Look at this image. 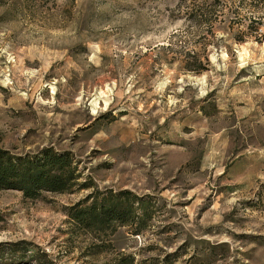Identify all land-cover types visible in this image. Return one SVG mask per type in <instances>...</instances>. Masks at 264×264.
<instances>
[{"label":"rangeland","instance_id":"obj_1","mask_svg":"<svg viewBox=\"0 0 264 264\" xmlns=\"http://www.w3.org/2000/svg\"><path fill=\"white\" fill-rule=\"evenodd\" d=\"M0 1V148L68 151L92 186L1 190L0 264H264V41L188 31L183 0ZM94 189L146 199L143 233L72 227Z\"/></svg>","mask_w":264,"mask_h":264},{"label":"trees","instance_id":"obj_2","mask_svg":"<svg viewBox=\"0 0 264 264\" xmlns=\"http://www.w3.org/2000/svg\"><path fill=\"white\" fill-rule=\"evenodd\" d=\"M183 2L187 9L186 18L191 24L190 32L202 30L203 34L214 36L216 25L221 23L228 27L237 44L249 39L258 43L264 41V0ZM175 38V46L188 42L183 35ZM203 46L207 52V43ZM186 55L189 57L185 63L186 71L201 74L208 69L197 45ZM80 178L81 173L68 151L59 152L46 147L36 153L14 154L0 148V191H18L25 199H38L43 193L72 194L92 188L90 184L80 183ZM67 215L72 227L97 237L108 232L115 234L121 227H129L131 234L138 236L151 220L148 201L129 190L101 192L94 189L85 200L68 207ZM3 246L0 245V253ZM119 264H135V258L124 256Z\"/></svg>","mask_w":264,"mask_h":264}]
</instances>
